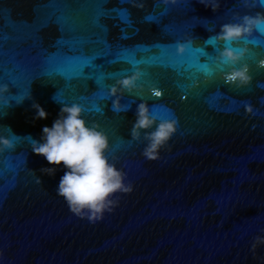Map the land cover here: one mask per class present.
<instances>
[{"label": "water", "instance_id": "obj_1", "mask_svg": "<svg viewBox=\"0 0 264 264\" xmlns=\"http://www.w3.org/2000/svg\"><path fill=\"white\" fill-rule=\"evenodd\" d=\"M256 11L264 7L249 9L242 0H221L219 11L199 0H0V83L14 80L9 99L31 93L49 113L35 120L33 99L12 100L6 115L0 105V125L21 137L15 149L0 154L3 264H264V246L251 250L264 234V44L237 45L253 53L244 61L253 82L244 88L226 83L219 70L205 77L179 66H140L151 76H144L142 97L125 96L122 102L131 107L120 114L111 100L95 101L106 114L88 110L96 93L109 87L84 79L69 86L59 74L69 46L95 53L98 72L122 73L108 85L130 74V65L115 62L116 52L184 61L192 49L180 56L176 44L194 37V48L216 56V46L205 41L237 13ZM56 95L85 106L86 119L110 136L109 155L133 184L96 223L70 211L56 194L62 166L54 176L42 173L53 165L24 138L40 139L43 127L52 126L62 106ZM140 98L179 121L158 160L142 155L143 142H129ZM246 103L257 109L255 116L246 113ZM0 134H6L2 126Z\"/></svg>", "mask_w": 264, "mask_h": 264}, {"label": "clouds", "instance_id": "obj_2", "mask_svg": "<svg viewBox=\"0 0 264 264\" xmlns=\"http://www.w3.org/2000/svg\"><path fill=\"white\" fill-rule=\"evenodd\" d=\"M177 0H171L176 3ZM169 3V0H164ZM199 3L213 11H219L221 0H199ZM246 8L264 7L261 0H242ZM134 6H140L136 4ZM255 33L264 34V11H256L255 14L237 13L233 20L220 26L210 39L215 41L217 55L215 56L216 68L213 75L219 70L226 83L238 88H244L253 82L250 66L245 63V58L252 55V50L247 46L238 47L245 43ZM195 38L188 37L176 44L177 54L183 56L192 46ZM208 40L205 42L207 43ZM264 67V60L260 61ZM145 73L142 68L134 67L130 74L117 79L108 88V97L112 101L111 108L116 114L126 113L131 105L123 103L126 95L142 97L144 92ZM153 94L160 91L151 89ZM10 96V85L0 83V105L6 111L12 107V100L19 105L25 99H33L34 119H47L49 113L34 100L31 93L20 99ZM61 103L58 117L53 121L51 127L44 126L40 139L31 136L27 138L31 144V150L37 155L46 158L53 167H46L40 171L46 175L54 176L58 167L62 166L64 174L60 177L56 194L67 203L70 211L90 223L103 220L105 214L114 210L118 204L119 194H128L133 191V184L128 180L127 173L117 166L114 158L109 155L112 151L111 138L101 126L86 119L87 109L81 103ZM135 120L130 129L131 139L129 142H143L142 155L148 160H158L161 151L170 144L177 133L179 121L172 118H161L153 105L147 100L140 98ZM246 113L255 116L257 109L251 104H245ZM2 126L6 134H0V154L17 147L16 141L21 137L14 133L10 126ZM35 172L34 170H32ZM38 182L42 180L38 179ZM264 246V234L257 235L251 245L253 253ZM4 253L0 249V264H3Z\"/></svg>", "mask_w": 264, "mask_h": 264}, {"label": "snow or ice", "instance_id": "obj_3", "mask_svg": "<svg viewBox=\"0 0 264 264\" xmlns=\"http://www.w3.org/2000/svg\"><path fill=\"white\" fill-rule=\"evenodd\" d=\"M125 3H129L130 0H124ZM236 0H233V3H235ZM262 3H264V0H261ZM148 19H154V17H148ZM245 43L248 44H264V35L261 36L259 39H251L246 41ZM208 45L215 46V41L212 39H208L207 41ZM192 49V55L190 58L184 61H177V62H169L165 57H162L161 55H154L147 59H137L134 55H124L121 52H116L115 62H125L128 65H130V68L127 70L128 73L134 68V67H140L145 66L148 69H151L153 67H164L167 66L173 70L176 69V67H180L181 71H189L191 72L192 69H196L198 73L202 74L205 77H212L213 76V70L216 68L215 65V56L209 55L207 51L203 47L200 48H194L193 46L190 47ZM66 55L63 56L61 63L59 65V74L71 85V82L73 80H88L89 82H94V84L97 87L100 88H108L110 85L106 83L109 79H116L119 77L122 73L121 72H111V73H104V72H98V68H101L102 66L99 65L96 62V54L92 53L89 54L87 51H84L81 48H73L71 46L66 48ZM110 51V49H109ZM151 51V49H150ZM111 54V53H110ZM207 58L206 60H203L202 58ZM185 65L188 67L185 68ZM145 76L150 77L151 72L145 71ZM10 85L15 86V81L10 80ZM163 93L160 91L157 94H154L155 98H161ZM229 97H225V99H228ZM81 100L87 99L85 96L80 97ZM108 101L110 98L108 97L106 92H97L96 95L93 97V103L89 111H95L97 114H106V111L102 113V109L100 106H98L95 101ZM153 103H156L157 101H152ZM157 114L161 117H169V112L167 108H159L156 110ZM172 119H178L175 117H169Z\"/></svg>", "mask_w": 264, "mask_h": 264}]
</instances>
